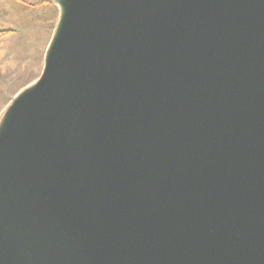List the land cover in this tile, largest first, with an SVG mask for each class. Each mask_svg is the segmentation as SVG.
Instances as JSON below:
<instances>
[{
    "label": "water",
    "instance_id": "obj_1",
    "mask_svg": "<svg viewBox=\"0 0 264 264\" xmlns=\"http://www.w3.org/2000/svg\"><path fill=\"white\" fill-rule=\"evenodd\" d=\"M57 1L0 264H264V0Z\"/></svg>",
    "mask_w": 264,
    "mask_h": 264
},
{
    "label": "rangeland",
    "instance_id": "obj_2",
    "mask_svg": "<svg viewBox=\"0 0 264 264\" xmlns=\"http://www.w3.org/2000/svg\"><path fill=\"white\" fill-rule=\"evenodd\" d=\"M60 15L57 0H0V29L10 30L0 39V129L40 76Z\"/></svg>",
    "mask_w": 264,
    "mask_h": 264
},
{
    "label": "trees",
    "instance_id": "obj_3",
    "mask_svg": "<svg viewBox=\"0 0 264 264\" xmlns=\"http://www.w3.org/2000/svg\"><path fill=\"white\" fill-rule=\"evenodd\" d=\"M8 32H10V30H1L0 29V39H2L3 37H5L7 34H8Z\"/></svg>",
    "mask_w": 264,
    "mask_h": 264
},
{
    "label": "bare ground",
    "instance_id": "obj_4",
    "mask_svg": "<svg viewBox=\"0 0 264 264\" xmlns=\"http://www.w3.org/2000/svg\"><path fill=\"white\" fill-rule=\"evenodd\" d=\"M58 4H59V7H60V5H61L60 2H59ZM33 84H34V83H33ZM0 126H1V125H0Z\"/></svg>",
    "mask_w": 264,
    "mask_h": 264
}]
</instances>
